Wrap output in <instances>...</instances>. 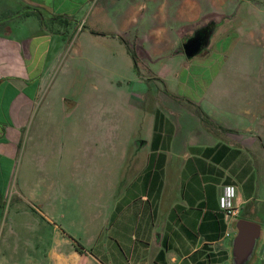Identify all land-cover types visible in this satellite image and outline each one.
<instances>
[{"label": "crops", "instance_id": "crops-1", "mask_svg": "<svg viewBox=\"0 0 264 264\" xmlns=\"http://www.w3.org/2000/svg\"><path fill=\"white\" fill-rule=\"evenodd\" d=\"M48 1L0 0V173L33 129L25 169L32 172L45 151L62 152L61 190L93 192L82 207L102 224L96 240L108 233L102 256L125 264H235L236 223L244 218L261 225L247 264H264V99L234 87V68L216 58L218 21L207 16L179 31L187 38L215 24L205 52L189 58L182 47L186 59L173 78L156 76L165 89L140 76L130 89L101 97L98 85L79 87L69 100L63 84L53 88L59 38L51 53L56 32L33 22L34 11L53 10ZM57 1L62 16L61 4L75 0ZM138 56L152 64L166 58L144 48ZM228 184L236 187L233 215L219 203Z\"/></svg>", "mask_w": 264, "mask_h": 264}, {"label": "rangeland", "instance_id": "rangeland-1", "mask_svg": "<svg viewBox=\"0 0 264 264\" xmlns=\"http://www.w3.org/2000/svg\"><path fill=\"white\" fill-rule=\"evenodd\" d=\"M48 2L54 11H34L33 22L44 23L48 35L56 32L51 53L59 38L53 88L63 84L69 100L76 99L79 87L98 85L102 97L111 89L132 88L140 76L154 89H165L156 76L173 78L175 67L186 59L178 53L186 37L177 34L207 16L218 21L215 56L234 68L233 86L258 90L264 99V0H75L61 4L67 13L62 16L55 12L60 3ZM140 48L166 58L152 64L138 56ZM32 130H26L16 161L4 160L0 173V264H125L124 257L114 263V257L100 254L108 233L96 240L102 224L82 207L93 192L84 197L77 188L62 192V152L45 151L32 172L25 169L23 154H28ZM74 251L78 257L71 256Z\"/></svg>", "mask_w": 264, "mask_h": 264}, {"label": "water", "instance_id": "water-1", "mask_svg": "<svg viewBox=\"0 0 264 264\" xmlns=\"http://www.w3.org/2000/svg\"><path fill=\"white\" fill-rule=\"evenodd\" d=\"M214 22L203 25L197 31L186 38L183 48L187 57L192 58L206 48L211 41ZM210 26V30H205ZM206 31L207 33H203ZM237 234L233 240V257L235 264H247L252 257L255 246L261 235V225L257 222L244 218L238 219L236 223Z\"/></svg>", "mask_w": 264, "mask_h": 264}, {"label": "built area", "instance_id": "built-area-1", "mask_svg": "<svg viewBox=\"0 0 264 264\" xmlns=\"http://www.w3.org/2000/svg\"><path fill=\"white\" fill-rule=\"evenodd\" d=\"M236 197V187L228 184L223 188V192L219 198L220 207L227 213L233 215L237 213V206L234 203Z\"/></svg>", "mask_w": 264, "mask_h": 264}, {"label": "trees", "instance_id": "trees-1", "mask_svg": "<svg viewBox=\"0 0 264 264\" xmlns=\"http://www.w3.org/2000/svg\"><path fill=\"white\" fill-rule=\"evenodd\" d=\"M30 12H26V15H30L29 14ZM129 50H130V52H131V54H132V56H133V58L136 60V54H135V52L132 50V48L129 46Z\"/></svg>", "mask_w": 264, "mask_h": 264}, {"label": "flooded vegetation", "instance_id": "flooded-vegetation-1", "mask_svg": "<svg viewBox=\"0 0 264 264\" xmlns=\"http://www.w3.org/2000/svg\"><path fill=\"white\" fill-rule=\"evenodd\" d=\"M201 27H202V26H201ZM199 28H200V27H199ZM199 28H197V29H199ZM210 28H211L210 26H207V28H205V30H210ZM197 29L194 30L193 34L197 31ZM203 33H207V32H206V31H203ZM193 34H192V35H193Z\"/></svg>", "mask_w": 264, "mask_h": 264}]
</instances>
